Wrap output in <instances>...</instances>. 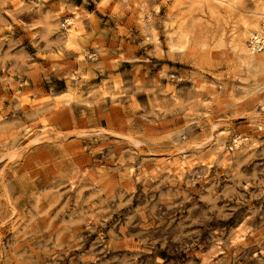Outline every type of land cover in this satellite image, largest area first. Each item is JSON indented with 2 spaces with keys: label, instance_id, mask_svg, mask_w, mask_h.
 I'll use <instances>...</instances> for the list:
<instances>
[{
  "label": "rangeland",
  "instance_id": "1",
  "mask_svg": "<svg viewBox=\"0 0 264 264\" xmlns=\"http://www.w3.org/2000/svg\"><path fill=\"white\" fill-rule=\"evenodd\" d=\"M263 19L0 0V264H264Z\"/></svg>",
  "mask_w": 264,
  "mask_h": 264
},
{
  "label": "bare ground",
  "instance_id": "2",
  "mask_svg": "<svg viewBox=\"0 0 264 264\" xmlns=\"http://www.w3.org/2000/svg\"><path fill=\"white\" fill-rule=\"evenodd\" d=\"M223 1V0H222ZM221 4V3H220ZM225 4V3H224ZM231 6V5H230ZM256 14V13H255ZM256 15H259V14H256ZM71 19V18H70ZM68 19L69 20V22H70V31L68 32V37L69 38H71V36L73 35V33H74V31H77V29L79 28V24L77 23V19L76 18H74V19ZM260 20V19H259ZM264 20V19H263ZM262 24V23H261ZM246 25V24H245ZM263 26V25H262ZM262 32V31H261ZM248 33V32H247ZM263 33V32H262ZM246 34V33H245ZM250 34V33H249ZM259 35H257V36H254V37H252L251 38V40L253 41V45H255V47H257L258 49V51H260L261 49H263V45L261 46V43L262 42H260V39H259V41L257 40V37H258ZM253 49H256V48H253ZM253 49H251V50H253ZM245 51V50H244ZM252 54H254L253 52H251ZM255 55H256V53H255ZM236 140V139H235ZM239 140V139H238ZM240 141V140H239ZM234 144H237V143H234ZM237 146V145H236ZM168 160V159H167ZM177 162V161H176ZM163 164V163H162ZM184 164H185V162H181V163H178L176 166H175V169L177 170V168L179 167V173H181L182 172V170H184ZM187 164V163H186ZM170 166H172V165H170ZM173 166V167H174ZM177 172V171H176ZM175 172V173H176ZM207 258V257H206ZM210 258V257H209ZM210 261V260H209Z\"/></svg>",
  "mask_w": 264,
  "mask_h": 264
}]
</instances>
